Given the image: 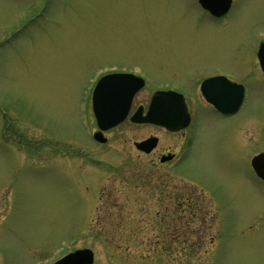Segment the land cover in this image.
I'll return each mask as SVG.
<instances>
[{
    "label": "rangeland",
    "instance_id": "374dc122",
    "mask_svg": "<svg viewBox=\"0 0 264 264\" xmlns=\"http://www.w3.org/2000/svg\"><path fill=\"white\" fill-rule=\"evenodd\" d=\"M263 36L264 0H236L222 20L194 0H0V264H52L79 247L93 264H264V183L245 158L264 150ZM227 60L242 67L234 120L250 135L235 145L230 123L207 126L191 179L134 146L178 135L127 120L92 138L99 68L137 65L158 86ZM232 143L237 168L223 157ZM175 186L187 203L177 240L163 224Z\"/></svg>",
    "mask_w": 264,
    "mask_h": 264
},
{
    "label": "flooded vegetation",
    "instance_id": "af4514ba",
    "mask_svg": "<svg viewBox=\"0 0 264 264\" xmlns=\"http://www.w3.org/2000/svg\"><path fill=\"white\" fill-rule=\"evenodd\" d=\"M184 75H186V78H184L183 81L174 80V82L177 84L174 90L181 93L185 99L188 112L190 114L189 125L186 128L176 132L168 131L165 127L154 126L164 130L168 134L178 135L179 140L164 141L158 135L159 140L155 148L152 149L150 153H144V154L147 156L155 155L156 158L159 160L160 165L166 163H174L176 165V171L182 173L183 175H189L191 174V172H195V169L192 167V163L194 162L195 157L198 154V139L201 131H203V129H205L207 126L215 125L218 123L221 124L230 123V125L227 127L229 130L228 137H230V140L234 144H235V138H237L238 136L241 137V134L242 135L244 134L245 136H248L250 134L248 129L245 128L244 123L242 121L234 120L237 113L235 115L223 114L211 102L206 100L201 89V84L203 80H205L206 78L215 77L219 75L227 77L232 82L241 83L243 81V79L242 80L240 79V77L242 76V67L239 63L235 64L233 62H230V60H227L224 61L223 63L220 62L213 64V66L193 67L191 70L185 71ZM141 90L139 92H141ZM139 92L136 93L134 97L131 109H133L136 96L139 94ZM219 93H220L219 86L214 84L210 89L211 97L214 98L216 95H219ZM145 103L146 102H143V105ZM226 120H230V121H226ZM230 131L232 132L231 134ZM150 135H156V134L153 133ZM233 143L231 150L233 154L230 155V157H228L227 150L224 148L223 150L225 154L223 157L225 159H231L232 161H235L236 164L235 168H237L238 166L237 162H241L242 159L240 160L237 159L239 153L236 150L234 151V147L236 144L234 145ZM168 155H172V159L162 162L161 161L162 158ZM242 156L243 155H241V158ZM245 158L247 162V160L250 158L249 154H247ZM247 169L249 172L252 171L251 170L252 168L249 169L248 166ZM172 190L176 191L175 193L172 192L171 194L172 206L171 205H166V206H171L167 208L171 209L172 212H174L175 207H178V205L180 204L179 193L182 190H180L178 186L172 187ZM162 194L164 195V193ZM189 198L190 196H188V199ZM172 212H167V213H172ZM178 219H179L178 215L174 217L175 221ZM171 229H170L171 231H166L165 234H170L172 232L171 236L176 238L178 234V226L176 227L173 226Z\"/></svg>",
    "mask_w": 264,
    "mask_h": 264
},
{
    "label": "water",
    "instance_id": "95a60500",
    "mask_svg": "<svg viewBox=\"0 0 264 264\" xmlns=\"http://www.w3.org/2000/svg\"><path fill=\"white\" fill-rule=\"evenodd\" d=\"M206 7V0H201ZM259 58L264 70V39L262 40ZM143 85V80L132 74L110 75L102 78L93 93V110L97 118L98 126L101 130L109 129L120 123L127 115L131 100L136 90ZM176 96L169 92L161 94L159 91L152 96L149 109L145 116L139 108L131 117L136 122H153L164 124L171 129H178L187 123V113L183 107H176ZM160 102H163L160 105ZM225 105L223 100L216 103ZM220 107V106H219ZM94 134V137L105 142L106 138L102 131ZM155 139L149 138L137 143L140 149L150 148L154 145ZM253 166L260 177L264 179V153L253 158ZM94 260L93 251L89 248L78 249L66 255L55 264H92Z\"/></svg>",
    "mask_w": 264,
    "mask_h": 264
}]
</instances>
